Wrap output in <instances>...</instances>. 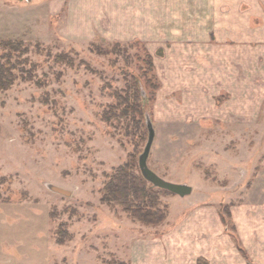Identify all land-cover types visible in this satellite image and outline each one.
I'll list each match as a JSON object with an SVG mask.
<instances>
[{"label": "rangeland", "instance_id": "obj_1", "mask_svg": "<svg viewBox=\"0 0 264 264\" xmlns=\"http://www.w3.org/2000/svg\"><path fill=\"white\" fill-rule=\"evenodd\" d=\"M8 40L26 52L0 47L21 63L0 92V264H264V202L246 221L237 210L255 200L264 106L239 120L226 103L242 82L264 92V0H0ZM148 55L160 84L143 109L155 129L148 164L193 187L160 193L158 225L102 200L112 171L131 155L139 166L149 139L140 114L103 120L124 109L117 96L132 78L151 93ZM205 219L212 231L200 232ZM202 232L206 251L178 246Z\"/></svg>", "mask_w": 264, "mask_h": 264}, {"label": "trees", "instance_id": "obj_2", "mask_svg": "<svg viewBox=\"0 0 264 264\" xmlns=\"http://www.w3.org/2000/svg\"><path fill=\"white\" fill-rule=\"evenodd\" d=\"M14 51L15 54H24L26 51L22 49L20 41H2L0 47ZM17 58V57H16ZM19 59V58H17ZM13 57L9 54L0 56V92L8 90L14 84L16 79L15 70L18 65ZM147 70L152 75L146 82V88L151 87V93L142 89L138 79L132 78L129 89L130 93L126 96L118 95L120 105H124L119 113L117 109H111L103 113V120L111 122L113 120L132 118L135 119L136 114H140L145 118L147 124V115L151 117L149 112L144 109L145 102H153L156 100L157 92L160 89V84L156 80L153 73L154 63L151 55L147 57ZM148 93V96H147ZM132 116V117H131ZM153 122V121H152ZM147 129L149 131L148 125ZM102 200L112 205H119L133 220L141 222L145 225H158L162 223L167 215V206H161L160 193L165 192L172 194L166 189L155 187L142 174L140 167L136 164V159L131 155L130 159L123 165L115 168L109 175L103 188ZM224 222L226 218L223 217ZM70 238V236H68ZM67 237V238H68ZM60 242L63 243V239ZM116 264V263H115Z\"/></svg>", "mask_w": 264, "mask_h": 264}, {"label": "crops", "instance_id": "obj_3", "mask_svg": "<svg viewBox=\"0 0 264 264\" xmlns=\"http://www.w3.org/2000/svg\"><path fill=\"white\" fill-rule=\"evenodd\" d=\"M163 2H165V0H163ZM239 85L244 86V91L236 92V90H235L236 86H233V87L230 86L232 90L228 89L229 96H226V98H227L226 103H228L227 106H228L230 111L237 113L239 120H240V117L242 120H246V119H249L247 114L250 113V110L252 109V107H254L255 111L257 110V108H259V111H262L263 106H264V92L263 93L259 92V93L250 94V92H246L245 84L243 82L240 83ZM251 96H253L252 97L253 100H251ZM230 106H231V108H230ZM236 128H238V129H236ZM236 128L234 130H236L237 132H240V128L239 127H236ZM234 133H235V131H234ZM235 138L236 137L234 134L232 139H235ZM253 187H254L253 188V195H251L252 197H248L247 199L250 200V199L254 198L255 200H254V202L252 200H250L251 202L245 201V203L237 209L239 212H241L240 208H243V213H244L243 216H241L239 214V221H241L242 219H244V221H246V219L252 217L249 213L253 212L251 209H256V206H258L259 203H255L256 200H259V201L263 200L262 202H264V165L258 171ZM260 206H264V203H261ZM247 208H249V209H247ZM255 211H257V209ZM262 213H264V207H263ZM195 223H196V229H200L199 230L200 232L203 230L204 231H207V230L212 231V227H213L212 222L210 225L208 219H205L204 221L200 220V221L195 222ZM182 232L184 233L186 231L183 230ZM185 234H187V233H185ZM201 234H203V232L200 234L195 233L194 235H191V238L188 241L186 239H184V237L180 236L179 241H178L179 243L177 242V244H178V246H182V244L189 245L190 249L194 246L195 250H201V251L205 250L206 251L208 247H205L204 243L205 244L208 243L207 242L208 237L203 238V237H201ZM197 237H201L200 239H203L204 242H203V240L198 241L199 239H197ZM180 240H183L182 244H180ZM200 254H202V252H200ZM197 256L198 255H196V257Z\"/></svg>", "mask_w": 264, "mask_h": 264}, {"label": "water", "instance_id": "obj_4", "mask_svg": "<svg viewBox=\"0 0 264 264\" xmlns=\"http://www.w3.org/2000/svg\"><path fill=\"white\" fill-rule=\"evenodd\" d=\"M147 125L149 128V139L146 144V147L144 149V152L139 157V167L143 174V176L152 183L155 187L166 189L170 191L173 194L179 195L181 197H185L187 195H190L193 192V187L186 183H175L168 181L162 177H160L155 171H153L149 164L148 159L152 150V146L155 139V129L153 126V122L151 120V117L147 115ZM50 189L56 193L62 194V195H70V191L65 190L61 187L55 186V185H48Z\"/></svg>", "mask_w": 264, "mask_h": 264}]
</instances>
